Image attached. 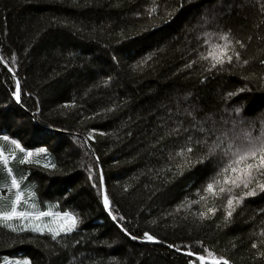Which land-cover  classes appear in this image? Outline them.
<instances>
[{
  "label": "trees",
  "instance_id": "16d2710c",
  "mask_svg": "<svg viewBox=\"0 0 264 264\" xmlns=\"http://www.w3.org/2000/svg\"><path fill=\"white\" fill-rule=\"evenodd\" d=\"M220 33L239 59L209 72L199 57L224 43ZM0 59V136L34 153L28 164L10 162L14 175L34 185L41 210L79 217L59 245L0 229V264H199L189 251L264 264V176L229 192L217 173L230 152L195 163L214 142L243 146L244 130L255 136L264 126V0H0ZM189 146L193 153L176 155ZM101 177L116 220L104 210ZM217 179V195L205 192ZM249 190L257 194L234 199L225 220L229 196ZM192 200L200 202L177 211Z\"/></svg>",
  "mask_w": 264,
  "mask_h": 264
},
{
  "label": "snow or ice",
  "instance_id": "6c2138e0",
  "mask_svg": "<svg viewBox=\"0 0 264 264\" xmlns=\"http://www.w3.org/2000/svg\"><path fill=\"white\" fill-rule=\"evenodd\" d=\"M153 9H149V15ZM123 36V33H121ZM205 44H208L207 37L209 33L204 34ZM219 40L223 41V44L214 45L207 53V55H201L200 60L208 61L210 60V65L206 71L211 72L213 69H216L217 66H223L226 62L231 63L233 55L236 56V59H239V55L233 53L229 55L230 44L232 43L228 33L217 34ZM129 39H134L135 37L130 36L126 37ZM239 43V41H236ZM241 47L243 45L241 44ZM15 59V57H13ZM113 59H116L114 56ZM195 63V62H193ZM247 63V61H245ZM264 63V60L261 61ZM0 64H4L7 67V64L4 60L0 59ZM185 67H192V63L185 65ZM9 71L12 69L9 68ZM243 91L238 89L237 92ZM237 93H229V96H234ZM22 91L20 89L19 82L17 81L16 90L12 93L13 98L16 100L17 104L21 103ZM112 111V109H108ZM234 111L239 115L241 113V108L236 107ZM188 115H192L188 113ZM185 132L187 129L184 130ZM199 131L203 133L205 129L200 128ZM172 133L178 134V129H173ZM171 134V133H170ZM243 136L245 138L246 144L243 146L236 145L234 142H229L227 149L221 148L219 143L213 144V146L208 147L207 153L200 155L195 159V163H204L210 157L216 154V150L220 149L225 156L228 153H231V158L228 159L225 166L217 173V176L224 174L223 183L225 185H230L227 191H231L232 188L243 187L245 189L249 188V185L256 180L257 176H264V126L261 127L259 135L253 136L251 130H244ZM103 135V133H102ZM89 140L92 139V136L89 135ZM192 137H188L187 143L190 145L192 143ZM238 139V137H237ZM0 141L5 142L7 145H11L12 148L9 152H5L3 146H0V175L3 176L0 179V229H6L11 233H33L40 235H47L52 242L59 245L61 243V238L63 236H68L73 233L79 224V217L70 211L63 212H52L47 210H41L38 202L35 199L34 185H25V178H17L14 175V170L11 167L10 162L18 161L20 165H25L31 162V158L34 153L30 150H26L16 139H11L9 136H0ZM87 142V141H85ZM206 141L197 140V144L203 146ZM46 150L44 148H39L36 150L37 153H44ZM194 149L192 147L182 148L180 152H177V156H183L185 153L191 154ZM189 161H191V156L189 155ZM45 168H55V165H44ZM91 173V169H89ZM89 179H92L89 175ZM214 184H220V180H215L214 182L208 183L205 187V192L211 193L213 196L217 195V192L214 190ZM95 187V185H94ZM257 187L264 191V183L257 182ZM101 194H102V203L104 210L112 217L113 220H116L117 217L113 215L110 209V200L108 195L104 194V182L101 177V182L99 185ZM226 189L224 187L219 188V192L223 193ZM7 193V194H5ZM257 193L254 190H249L243 193L240 198H234L229 196L227 200V212L225 215V220L232 215L234 211L233 200L235 199V204L239 205L244 197H252ZM27 197V198H26ZM203 199V197H201ZM199 200L188 201L187 203L182 202L181 205L177 206V211L181 207L187 209L191 204L199 203ZM208 213H215L216 209L214 207H209L207 209ZM194 216L196 213H192ZM198 218L203 221L205 219V213L200 212ZM123 219V217H120ZM156 221L153 220L152 223ZM125 235H128L127 231L121 227L120 229ZM133 240L136 239L135 236L131 237ZM143 239L148 242H157L155 237L149 234L147 231L143 234ZM256 244L253 243L252 247L256 248ZM168 248H174L173 244H168ZM48 248V245H45V249ZM179 251V249H177ZM207 251V249H205ZM187 256L192 257L195 255L196 260L199 261V264H229V260L223 256L216 257L212 252H207V257L205 255H200L189 251L185 253ZM3 264H30L28 259H8L4 258ZM92 264H101L100 261H93ZM108 264H118V261L115 258H111ZM188 264H193L192 260H189Z\"/></svg>",
  "mask_w": 264,
  "mask_h": 264
},
{
  "label": "rangeland",
  "instance_id": "374dc122",
  "mask_svg": "<svg viewBox=\"0 0 264 264\" xmlns=\"http://www.w3.org/2000/svg\"><path fill=\"white\" fill-rule=\"evenodd\" d=\"M104 191H105V188H104ZM16 259H28L29 260V258L28 257H15V258H12V260H16Z\"/></svg>",
  "mask_w": 264,
  "mask_h": 264
},
{
  "label": "water",
  "instance_id": "95a60500",
  "mask_svg": "<svg viewBox=\"0 0 264 264\" xmlns=\"http://www.w3.org/2000/svg\"><path fill=\"white\" fill-rule=\"evenodd\" d=\"M89 150H90V152L94 155V153H93V151L89 148ZM100 175H101V172H100ZM104 194H105V192H104Z\"/></svg>",
  "mask_w": 264,
  "mask_h": 264
},
{
  "label": "bare ground",
  "instance_id": "6f19581e",
  "mask_svg": "<svg viewBox=\"0 0 264 264\" xmlns=\"http://www.w3.org/2000/svg\"><path fill=\"white\" fill-rule=\"evenodd\" d=\"M102 175V174H101Z\"/></svg>",
  "mask_w": 264,
  "mask_h": 264
}]
</instances>
